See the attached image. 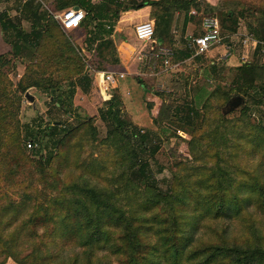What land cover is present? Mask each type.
Here are the masks:
<instances>
[{
  "label": "trees",
  "instance_id": "trees-1",
  "mask_svg": "<svg viewBox=\"0 0 264 264\" xmlns=\"http://www.w3.org/2000/svg\"><path fill=\"white\" fill-rule=\"evenodd\" d=\"M52 1L54 11L75 6L82 10L83 19L75 29L85 34L84 48L75 45L52 14L42 10L40 3L31 7L27 0L23 4L31 21L28 29L23 27L21 19H11L7 9L0 11V31L9 46L5 53H0V162L14 165L9 167L11 174L21 170L31 174L37 171L46 183L45 188L49 187L52 192L26 189L18 201L0 206V264L8 258L15 264H161V259L165 264H264L262 243L227 242L221 237L218 241L194 240L186 231L187 227L201 226L208 218L226 215L229 208L236 209L240 215L246 200L264 210V180L256 168L234 165L231 169L226 166V170L217 165V169L208 168L207 172L198 169L189 174L186 181L174 174L168 188L158 186L144 157L149 148L148 132L141 133L136 128L130 131L116 93L100 108L109 143L103 142L114 147V151L119 150L123 157L119 158L124 168L123 182L120 188L112 191L89 184L83 176L77 177L78 180L67 178L71 165L69 154L80 136L84 135L91 143L96 140L92 118L68 126L61 119H44L40 115L26 123L18 117L22 95L29 88L47 94L51 110L57 108L68 116L71 114L65 101L71 102L77 87L87 93L93 84L87 73L84 50L94 51L107 67L120 66L113 35L124 11L150 6L155 44L172 43L174 16L180 12L183 49L179 55L183 59L192 57L194 49L187 47V38L201 32L183 33L185 25L193 21L191 9L200 10L198 0ZM224 1L226 8L215 17L221 31L233 34L239 20L246 19L243 12L235 10L243 3L241 0ZM244 1L252 5L246 8L252 14V20L246 19V26L257 40L253 48L257 53L264 48V0H259V5L252 0ZM202 54L194 57L200 59ZM21 58L29 62L14 82L9 69H5L9 66L13 70L16 60ZM93 66L100 70L105 67L102 64ZM45 67L52 69L51 74ZM231 69L234 77L227 91H220L219 86L211 92L203 86H195L190 99L173 107V115H181L178 119L184 122L201 118L200 108L206 107L210 96H219L226 103L232 92L247 97L256 106L261 105L264 65L250 60ZM210 70H216L214 63L208 64L203 73L208 75ZM62 83H67L65 89ZM247 110V106L242 109L243 112ZM219 124L225 125L223 121ZM53 139H57V143L49 148ZM27 140L37 146L26 149ZM231 142L236 151L242 149L248 155L254 154L264 163L263 124L250 125L247 132L234 131L226 141ZM35 156L37 159L32 158ZM217 156L220 158L219 152ZM70 244L83 248L81 259L55 262L59 251ZM107 246H110L109 253H96Z\"/></svg>",
  "mask_w": 264,
  "mask_h": 264
},
{
  "label": "rangeland",
  "instance_id": "rangeland-1",
  "mask_svg": "<svg viewBox=\"0 0 264 264\" xmlns=\"http://www.w3.org/2000/svg\"><path fill=\"white\" fill-rule=\"evenodd\" d=\"M26 1L0 0V11L7 9L11 19L14 17L21 19L23 27L28 29L31 21L23 7ZM41 1L30 0L31 7L40 3L42 10H46L53 16L55 13L53 1ZM127 1L131 2V0ZM252 1L255 5H259L257 3L259 0ZM198 2L200 10L191 9L194 18L192 22L185 25L183 34L201 32L203 18L208 15L219 17L227 4L224 0H198ZM205 2L210 8L206 6ZM241 2L245 7L237 5L235 10H240L246 19L252 20V16H250L252 14L246 10L252 5L244 0ZM262 4L264 6V3ZM246 19L239 20L236 32L233 34L223 30V39L219 44H215L200 55V59L196 57L183 59L179 55L180 50L183 49L182 14L180 12H176L174 16L172 43L163 42L161 45L156 43L154 50H151L149 43L139 42L135 38L133 24L131 28L123 29L120 33L121 36H124L141 52L132 57L124 54L121 57L117 50L119 58L123 60L120 66L107 67L95 56L94 51H83L88 64L87 73L92 79L93 65L96 64L104 65L103 70L125 72V77L119 80V86L113 90L112 96L116 93L119 95L124 110L123 119L129 122L130 131L133 132L136 128L141 133L148 132L149 148L145 150L144 157L149 163V173L156 180L158 186L164 189L168 188L174 174L186 181L189 174L196 173L198 169L207 172L208 168L209 170L217 169V165H221L226 170L227 167L231 169L234 165L247 169L256 168L261 174V179L264 180V163H261L263 160L254 154L248 155L246 152H242V149L236 151L235 147L231 145L233 141L226 143L228 138L234 135V131L247 132L250 125L255 126L257 123L264 125V95L261 99L262 104L256 106L250 103L251 101L247 97L232 92L230 98L240 95L243 98V103L238 108L225 113L223 111L226 109L227 102L223 103L219 96H210L206 107L201 106L200 108L203 113L202 117L187 122L179 120L178 118H182L181 115H173L172 111L175 105L182 104L183 101L191 98L195 86H203L210 92L219 86L220 91H227L232 86L231 81L234 77L231 68L242 61L256 60L264 65V48L260 52L254 53V47L249 45V41L245 45L243 44L242 40L249 33ZM142 20L147 19L143 18ZM65 33L77 47L84 48L85 34L82 30L72 29ZM158 46L172 49L173 55L167 66L163 63L162 56L157 53ZM8 49L9 46L4 42L0 31V53H5ZM28 62L27 59L21 58L16 60L13 70L9 66L5 69L6 71L9 69V76L14 82H17L23 74ZM213 63L216 70H210L208 75L204 74L203 71L208 67V64ZM221 65H223L222 68H220ZM46 70L47 72L49 70V74H51L50 67ZM261 77L264 80V69L261 72ZM66 85L67 83H62V89H65ZM26 93L32 96L33 100H29L25 96ZM26 93L22 95L18 111V117L22 123L28 122L37 115L44 119H61L68 126H76L79 122L90 118L94 121L96 140L91 143L85 139L84 135L80 136L76 147L73 146L69 154L71 165L67 169V178L78 180L80 178L77 177L83 176L91 185L108 188L112 191L120 188L125 174L119 158L123 157L119 154V150L114 151V147L103 142L104 140L109 143L106 139L105 122L100 118V108L104 106L105 101L97 92L95 83L93 82L87 93L77 87L71 102L65 101L66 108L71 112L69 116L57 108L51 110L47 94L37 91L35 88H29ZM245 106L248 108L247 112L242 111ZM202 118L204 119L202 120ZM219 121H223L225 125L222 126ZM57 139L49 142V148L56 145ZM28 142L27 140L26 149H29ZM152 150H154L153 155ZM217 152L220 153V158L217 156ZM37 156L32 158L37 159ZM9 167H14V165L6 163V161L0 162V206L9 201H18L26 189L37 188L39 191L52 193L49 187L45 188L46 183L43 178L40 179L37 171H32L31 174L21 170L16 174H11ZM48 177L50 176L48 175ZM243 205L240 215L236 209L229 208L226 215L215 219L208 218V220L202 221L201 226L187 227L186 231L194 240L199 238L218 241L221 237L227 242L240 243L250 240L253 243L264 244V210L255 207L248 200L244 201ZM82 249L75 244L66 245L54 260L55 262H68L76 257L80 260ZM109 250L110 246H107L97 250L96 253L103 255L109 253ZM4 264H15V262L8 258ZM161 264H165L163 259H161Z\"/></svg>",
  "mask_w": 264,
  "mask_h": 264
},
{
  "label": "built area",
  "instance_id": "built-area-1",
  "mask_svg": "<svg viewBox=\"0 0 264 264\" xmlns=\"http://www.w3.org/2000/svg\"><path fill=\"white\" fill-rule=\"evenodd\" d=\"M54 19L59 23L64 31L72 30L80 25L83 19L82 10H75L70 8L63 10L61 12H55L53 14ZM202 31L197 36H188L187 47L194 49L193 56L207 52L215 44L223 39L222 31L220 27V22L215 16H206L203 18ZM134 36L139 42L149 43L151 45V50H154V25L153 21L150 19L142 20L134 24L133 27ZM245 45L249 41L251 47H255L257 40L253 38L250 33H247L242 40ZM158 45H161L160 43ZM247 46V45H246ZM119 55L124 54L129 57L137 55L141 52L128 40L123 39L115 44ZM157 53H159L163 58V63L167 66L169 64L170 58L173 54L171 48L164 46H158ZM93 70V82L95 83L97 92L101 96L103 101H109L112 98V92L119 86V80L125 77V72L122 70ZM28 148L37 146L28 142Z\"/></svg>",
  "mask_w": 264,
  "mask_h": 264
},
{
  "label": "crops",
  "instance_id": "crops-1",
  "mask_svg": "<svg viewBox=\"0 0 264 264\" xmlns=\"http://www.w3.org/2000/svg\"><path fill=\"white\" fill-rule=\"evenodd\" d=\"M142 11H144V13H142ZM54 12H61V11H54ZM149 14H150V6H145L137 10H128V11L122 12L119 20L117 21L115 25V30H114V35H113L114 43L116 44L118 41L126 39L124 38V36H121L120 34L121 31H123V29L129 28V27L131 28L132 24H133L132 27H134V24L141 21L143 18L149 19ZM120 56L123 57L122 54ZM120 61L121 63L123 62V60L121 59Z\"/></svg>",
  "mask_w": 264,
  "mask_h": 264
},
{
  "label": "water",
  "instance_id": "water-1",
  "mask_svg": "<svg viewBox=\"0 0 264 264\" xmlns=\"http://www.w3.org/2000/svg\"><path fill=\"white\" fill-rule=\"evenodd\" d=\"M75 10H78L79 8L77 6L74 7ZM25 96L29 99V100H33V97L30 96L28 93L25 94ZM243 103V98L240 95L234 96L232 98H230L227 103H226V109L223 111L225 112H229L234 110L235 108H238L241 104Z\"/></svg>",
  "mask_w": 264,
  "mask_h": 264
}]
</instances>
